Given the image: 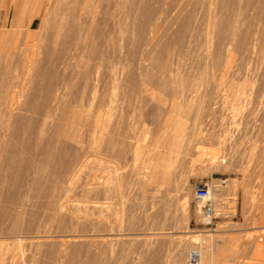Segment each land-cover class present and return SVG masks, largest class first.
<instances>
[{"label":"rangeland","instance_id":"rangeland-1","mask_svg":"<svg viewBox=\"0 0 264 264\" xmlns=\"http://www.w3.org/2000/svg\"><path fill=\"white\" fill-rule=\"evenodd\" d=\"M22 1L0 0V18L2 9L6 16L4 26L0 28V38L2 39L0 42V65L2 67L6 56L15 48L16 58H21L20 49H18L22 47L20 33L14 34L13 32L17 30L23 32L30 27L27 26L28 21L14 27L17 4ZM59 1L61 0H29L28 14L38 16L30 27L31 30L33 29L32 31L39 28L45 13L50 11L56 13V9H60L59 5L57 6ZM135 1L126 0L128 6L124 17V20L126 19L124 28L127 34L125 52L129 53V56L127 53L125 54L127 60L124 59L126 61L122 64L123 66L118 65L117 69L106 79V76L101 78L103 80L99 85L102 84V86H98L96 91L92 90L93 92L89 90L84 100V112L100 116L99 118L95 117V120L93 118V122H97L99 129L93 140L91 139L93 145L91 142L88 145L87 150L90 151L85 150L81 158V166L76 171H69L65 175L66 177L64 176L63 180L65 181L62 180V188L57 193L54 205L57 208L53 210L57 214L53 213L48 225L50 227L46 233L51 236L47 240L49 244L54 245V251L48 253L43 246L39 248L35 244V240L27 235L24 237L23 234H19L14 236V239H6L2 235V239L0 238V264L9 262V264H84L88 263L89 258L95 255L102 264H192L189 256L195 249H198L199 252L196 264H202L204 249L209 250L211 257L203 264H264V58L235 53L229 64L227 61L225 62V65H228L227 71L220 73L219 70L215 68L216 71L213 68L214 63L219 60L217 59L219 57L216 56L219 48L217 45L218 35H220L222 21L228 14V10L234 8L231 11L233 17L230 16L239 22L237 28L260 29L262 26L260 22L257 21L251 25L249 21L255 19L261 0H235V3L232 0H147L148 6H151L153 10V15L150 21L145 26L143 25V29L140 24L141 21L143 24V20L140 19L143 16L140 15L142 12L135 8L136 5H132ZM182 1L185 4L189 3L183 6ZM128 3L132 6H129ZM115 23L114 17L108 23L112 46L116 44ZM155 23L157 30L154 27ZM197 24L201 28H198ZM130 35L131 37H128ZM156 41L161 43L160 46H153ZM17 45H19L18 48L15 47ZM131 50L132 52H130ZM133 52L137 56L133 54L134 57ZM142 52H148L147 59L145 53ZM135 60H137L136 63ZM211 61L213 64L210 63ZM172 64L173 66H171ZM163 66L173 71L164 70L166 71L164 74L161 68ZM174 68H177L179 74ZM167 73L171 75V78L175 76L176 80L183 78L184 85L186 86L188 82L189 85L192 84L191 87L188 88V84L187 88L180 87V92L177 88L178 92L177 90L175 92L179 96L175 93L172 94L174 90L168 91L172 90L171 82L164 78ZM212 73L216 79L220 78V80L217 81ZM104 79L106 83L103 82ZM211 81L216 82L212 84ZM105 86L107 89L104 88ZM126 94L133 95H129L131 98L129 99ZM180 105L185 107L182 108ZM186 107L189 110H184ZM56 117L48 119V127L50 131L61 127L66 129L62 134L66 140H70L80 133L79 130H84L83 126L79 125L77 120L72 117L71 119L64 118L62 121ZM57 123H60V126ZM56 125L59 128L56 129ZM114 125H121L122 128L124 127L123 134H128L125 137L126 140L123 139V134L122 138L120 137V140L123 141L121 142L122 146L125 142V146L122 148L127 151V153L123 151L126 162L121 158L124 155L118 156L121 158L120 161L125 162L124 165L121 163L122 161H118L119 158H115L117 155L113 156L115 151L110 150L106 154L103 153V149H106L107 143H109L107 140L112 135L108 130ZM184 126L186 129L188 128V132L190 131L189 134L191 132L196 134L183 139L180 133ZM62 128L58 130L59 133L63 132H60ZM179 143H183V146L180 147ZM177 144L178 147H176ZM149 145L151 146L149 147ZM118 165L125 167L123 171V166H120L119 173L122 172L126 175V172H132L130 173L132 175H126L131 177L130 186L126 188L127 191L125 190L123 194L108 192V196H106V192L100 196L88 192L89 189L86 188H89L88 182L92 176L95 179L93 181L97 182L96 186L99 189L103 188L106 185L103 182L114 175L115 167ZM126 165L128 166L126 167ZM140 169L144 174L149 173L150 177L154 178L152 183L145 187H140V184L136 183V173ZM98 171L103 174H99ZM26 172H20L22 178L19 177L20 183L18 182V186L16 185V196L23 195L24 197V194L29 196L33 191L28 192L31 184L29 181L27 182L29 189H26L25 180L27 177H29L27 180H30L32 176L28 175L31 172L28 174ZM150 173H154L153 176ZM50 177L53 179L56 175L53 172L48 173V179ZM144 177L142 182L151 181L150 177ZM133 178L134 180H132ZM21 179H24V182ZM220 180H224L226 183L216 196L217 217L212 224H208L202 216V209L198 205L199 200L195 197V189L199 183L208 181L218 184ZM102 183L104 185H101ZM107 185L112 186L113 181L107 182ZM93 186L95 187L94 184L91 187ZM17 189H21L20 193ZM144 194H147L146 198L149 195L146 200L147 204L144 202L146 199ZM28 196L24 197L29 206L23 204L26 211L24 220L22 219L23 224L28 222L29 214L38 217V213L42 209L41 205L38 210L36 206L34 209V201ZM44 196L42 197L47 200ZM42 197L39 200L46 202ZM28 199L29 201H27ZM42 201L39 203L42 204ZM12 204H16L13 208L11 206L12 210L17 208L16 200ZM136 207L139 208L136 210ZM39 208L41 209L39 210ZM97 210L100 211V214ZM134 210L138 212L135 211V213ZM148 210L151 212L149 213ZM109 214L110 216H107ZM83 221H85L84 223L87 221V224L90 225L98 222L96 224L98 230L92 226V229L89 228L88 234L92 238L91 242L90 238L78 237L75 239L76 243L74 241L72 245L67 243L69 232L65 230L60 232L62 229L58 227L62 224L61 222L67 227L68 224L75 226ZM3 222L5 220H2V225ZM84 223L81 226L87 225H83ZM95 224L93 226H96ZM101 225L104 229L99 230ZM92 230L98 234H94ZM65 234L67 235L65 236ZM112 234L115 236L118 234L120 239L112 237ZM98 235L101 237V241H99ZM97 238H99L98 241ZM81 239H87L84 240L83 245L80 244ZM97 244L100 245L98 248ZM154 255L156 256L154 257ZM53 256L55 257L53 258Z\"/></svg>","mask_w":264,"mask_h":264},{"label":"bare ground","instance_id":"bare-ground-1","mask_svg":"<svg viewBox=\"0 0 264 264\" xmlns=\"http://www.w3.org/2000/svg\"><path fill=\"white\" fill-rule=\"evenodd\" d=\"M138 1L136 0L135 2L132 3V5L133 6L136 5L135 8H138V10H141V12H142V14H140V15H143V16L140 19L143 20V24H142V21L140 22V24H141L142 29H143V27L150 21V18L153 15V10H152L151 6L150 7L148 6L147 3H149V2H147V0L146 1L140 0L139 2ZM232 1L234 3L236 2L235 0H232ZM25 2H26L25 3L26 6L24 5V10H23L21 18H22V21L27 19L29 22V20L32 19L34 17V15L30 16L28 14L29 13V6H28L29 0H26ZM187 3H189V2H187ZM187 3L185 4V2H183V6H184V4L187 5ZM58 5H59L60 9H56V11H57L56 13L50 11V12L44 14L42 22L40 23V26L38 29H36V31H32L33 29L31 30L30 29L31 26L29 27V25H28L29 28L25 29V31H23V32H20L21 30H17V31L13 32L14 34L20 33L19 37H20L21 42H22V47H19V45L15 46V47H17V48L19 47L18 49H20L21 58L20 59L16 58L17 51L15 48L13 52L10 51L11 53H9L6 56V61L4 63V66L2 67V65H0L1 66L0 67V238L2 235H4L5 236L4 238H6V239L7 238H13L14 236H18L19 234H23L24 237H25V235H27L28 237L32 238V240L33 239L35 240V244L37 246H39V248L43 246L44 249H47L48 253H52L54 251V248H53L54 245L49 244V241L47 239H49L51 236L47 235L46 233L48 231V227H50V226H48L50 219L52 218V215L55 212L53 210L55 208H57V207H54V205H55L57 193L61 190L62 185H63L62 180L64 179V176L66 174H68L69 171L70 172L76 171L77 168L81 166V163H80L81 158L83 157L85 150L88 152L90 151V150H87L88 145L91 143L93 145V142L91 141V139L93 140L95 134H97L98 129H99L97 122L96 121L93 122V118L95 120L97 118V116H98V118L100 116L99 115L93 116L90 113H85L84 112V109H85L84 100H85L89 90L91 92L97 90L98 86H100L99 83L100 82L102 83L103 79L101 80V78L106 76L105 77V79H106L108 75H110L115 69H117L118 65L124 64L125 61L127 60L126 57L129 56V53L125 52V43H126V39H127V34H126V31L124 28V24H125L124 21L126 22V19L124 20V17H125V13H126V7L128 6L126 0H66V1L61 0L57 3V6ZM132 5L129 4V6H132ZM229 7L231 8L232 6H229ZM180 9H182V8H180ZM233 9L234 8L232 7V10ZM232 10L229 9L228 14H226L224 16V19L222 21V27H221V30L219 31L220 35H218L219 36V42L217 45H219V48L218 47L217 48H218L219 54L217 53L216 56L219 57V58H217L219 60L216 59L217 63L216 62L214 63L215 65L213 68L214 69L216 68L217 70H219L220 73H222L223 71L224 72L227 71L228 65H225V62L227 61V63L229 64L230 59L234 56L235 53H243L248 57H250V56L252 57L253 55H256L258 58H264V0H261L259 3L258 13H257L255 19L252 21L251 20L249 21V23L251 25H253L257 21L260 22L262 24L260 29H253L251 27L242 28V29L237 28V25L239 22L235 21L236 18H235V20L233 18H231V16H232L231 11ZM113 17L116 19V23H115L116 24V32H115L116 44L112 46L111 42H110L112 39V36L110 35V33L108 31V23H109L110 19ZM20 25H22V24H20ZM183 25H184V23H183ZM156 26L157 25L155 23L154 27L157 30ZM197 27H198V24H197ZM198 28H201V27H198ZM140 32H144V31H140ZM199 32H200V30H199ZM160 34H161V32H160ZM154 36H156V35H154ZM128 37H131V35ZM158 38L160 39V37H158ZM154 39L156 40L155 37H154ZM1 41H2V39L0 38V42ZM159 41H156L155 43H157V42L159 43ZM129 42H130V40H129ZM146 43H148V42H146ZM155 43L153 46H156V45L160 46V44H161V43H159V44L158 43L155 44ZM156 47H154V48H156ZM132 50H133V48H132ZM132 50L130 52H132ZM153 50H155V49H153ZM148 52H150V51L148 50ZM126 53L128 55L125 57ZM142 53H145V52H142ZM147 53L144 54L145 58H146ZM151 53H149V54H151ZM190 53L192 54L191 51H190ZM133 54L136 55L135 52H133L132 55ZM148 56H147V58H148ZM124 59H126V60L124 61ZM134 59H136V58H134ZM136 61L137 60H135V63H136ZM135 63H134V65H136ZM210 63H212V61ZM171 66H173V64ZM190 67H191V65H190ZM161 68L163 69L164 74L166 73V71H164V70H167V72L168 71L170 72L172 70V69L169 70V68H167L166 66H163ZM177 68H174V70H176ZM214 69H213V71H214ZM176 71H174V72L176 73ZM181 71L183 72V69ZM208 71H209V69H208ZM175 73H174V75H175ZM177 73L179 74L178 71H177ZM168 75H169V73H167V75H165V76L168 77ZM161 76H163V75H161ZM170 76L171 75H169V77ZM212 76H213V73H212ZM166 77H164L165 80L167 79V80H170V82H171L170 88L172 90H168V91L172 92L174 90V92H172V94L175 93L177 96H179L175 91L177 90V88L179 89L180 87L185 86L184 85L185 82L182 81L184 79L180 78L179 80H176L175 76H174V78H171V77L166 78ZM217 77H219V76H217ZM161 79H162V77H161ZM215 79H216V76H215ZM214 80H212V81H214ZM216 80L218 81V80H220V78L219 79L217 78ZM208 81H209V78H208ZM103 82L106 83V80ZM166 82H168V81H166ZM215 82L214 83L212 82V84H215ZM187 84H188V88H189V86L191 87V85H192L191 83L189 85V83L187 82L186 86H187ZM101 86H102V84H101ZM164 86H166V85L164 84ZM210 86H211V83H210ZM211 87H213V86H211ZM104 88L107 89L106 86ZM177 92H178V90H177ZM179 92H180V89H179ZM74 94H75V96H74ZM126 95H128V94H126ZM126 95H125V97H127ZM129 95L127 98L131 99L129 97ZM132 95L133 94H131L130 96H132ZM134 95L136 96V94H134ZM180 98H181V96H180ZM102 100H103V97H102ZM90 102L92 103V100ZM101 104H102V101H101ZM180 106H182V108L185 107L183 105H180ZM188 107H189V105H188ZM186 108L184 110H189L188 108L187 109ZM211 114H212V112H211ZM211 114H210V116H211ZM54 116L55 117L57 116L56 118L61 119L59 121H62L64 118H67V117H68V119H71V117H72L75 120H77L79 125L83 126L84 130H82V131L79 130L80 133H77L75 136L70 138V140H66L62 136V134L65 133L64 130H66V129H63L61 127L62 130H60V132L61 131H63V132H61V133L58 132V130L61 128H59L57 125L60 126V123H57V125L55 126L56 129L57 128H59V129L50 131L47 121L49 118H51V117L53 118ZM185 127L186 126L183 127V129L180 133V135L183 137V139H187V137H192L196 134V133L194 134V132H191L189 134L190 131L188 132V130H187L188 128L186 129ZM193 130H195V129H193ZM108 131L112 135L107 140V142L109 141V143H107L108 144L107 148L103 149V153L105 152L104 154H106V152L113 150V151H115V155H113V156L117 155V157H115V158H119L118 156H122L125 153H127L126 149L122 148L123 146H125V142L122 146L121 142H123V141L120 140V137L124 135L123 134L124 133V127L122 128L121 125H119V126L114 125V126H111ZM125 134H126V132H125ZM126 136H128V134L124 135L123 139H125ZM95 139H96V137H95ZM189 141H190V139H189ZM182 144L183 143L180 144V147L183 146ZM184 144H186V143H184ZM150 146L151 145H149V147ZM97 147H99V146H97ZM176 147H178V144ZM179 151H180V148H179ZM86 154H88V153L86 152ZM89 155L91 157V153ZM113 156H112V158H113ZM121 158H123V160L125 159L124 161L126 162L125 155ZM121 158H119L118 161H120ZM123 160H121L122 162L121 161L120 162L124 165L125 162L123 163ZM120 162H119V164H120ZM114 164H115V162H114ZM83 166H85V165H83ZM120 166L121 165H118V167H115V173H114V175H111V178L106 179L105 182L101 181L104 184L106 183V185L104 187L102 186L103 188H100L101 190L99 189V187L96 186L97 182L93 181V180H95V179H93V176L92 177L90 176L91 179L88 182L89 188L88 187L86 188V189H89L88 192L93 193V195L96 194L95 196H97V195L100 196V195H102L103 192L104 193L106 192V196L109 195V194H107L108 192L123 194L124 191L126 190V188L130 186L131 177H129V176L132 175V174H130L132 172L128 171L129 172L128 173L125 170L126 175L129 174V176L127 177L124 173H122V172L119 173V170H121V168L119 169ZM127 166L128 165H126V167ZM96 168H97V166H96ZM122 168H123L122 170L124 171L125 167L123 166ZM98 169L100 170V168H98ZM23 171H27L26 174H28V172L29 173L31 172L30 174H28L29 176L32 175L30 180H27L29 178V177H27V179H26L27 181L25 180V182L27 183L29 181L31 183V184L29 183L30 184V186H29L30 191H28V192L30 193L31 190H33L32 193L29 194V196L24 194V197L28 196L29 198H31L34 201L33 202L34 209H35V206H36L37 210H38V207H40V205L42 207V209L39 208V210L41 209V211L38 213L39 214L38 217L35 215L31 216V214H29V216H28L29 220L26 224H23L24 222L22 223V219L26 215V211L23 208V204L24 203L26 204V200H24L23 195H21V196L17 195L16 196L17 192L15 190L17 183L20 181L19 180V177L21 176L20 172H23ZM151 171H152V169H151ZM51 172H53L56 175V177L53 179H52V177H50L48 179V173H51ZM98 172H99V174L101 173L100 171H98ZM152 172H154V171H152ZM111 173H113V172H111ZM74 174H75V172H74ZM101 174H103V172ZM150 174L152 175L154 173H150ZM144 176H147L148 178L150 177L149 173L144 174L142 172V169H140L136 173V183L140 184V187H145L147 184L149 185L154 180V178L152 179V177H150L151 181L142 182V178ZM97 177H99V175H97ZM20 178H22V177H20ZM100 179H103V178H100ZM21 180L24 182V179H21ZM98 180H99V178H98ZM132 180H134V178ZM42 181L44 182V184ZM63 181H65V180H63ZM111 181H113V185L112 186L107 185V182L111 183ZM220 182H218V184ZM26 183H24V184L26 185ZM103 183L101 185H104ZM93 184L95 185V187L94 186L91 187ZM153 184H154V182H153ZM218 184L211 183L212 192L214 194L215 199H217L216 198L217 193L219 192L221 187H223V186H219ZM25 185H24V187H25ZM27 186H28V183H27L26 187ZM29 187H27L26 189H29ZM142 189H144V188H142ZM20 190H18L19 193H20ZM22 192H24V191H22ZM145 195H147V194H144V196ZM42 196H44L47 200H45ZM95 196H93V197H95ZM41 197L46 202H43L41 200L43 203L42 204L39 203V202H41L39 200V199H41ZM103 198H104V196H103ZM115 198H116V195H115ZM140 198H141V196H140ZM145 198H146V196H145ZM147 198H149V195ZM147 198L145 199L144 202H146ZM14 200H16L17 208H14L12 210L11 206H12V208L14 206H16V204L15 205L12 204L14 202ZM23 201H25V202H23ZM27 201H29V199ZM144 202H142V203H144ZM146 204H147V202H146ZM26 205H28V204H26ZM91 205H94V204H91ZM136 205H137V203H136ZM141 205H143V204H141ZM198 205L202 209L203 202L199 200ZM139 207H136V210ZM134 208H131V209L133 210ZM150 209H151V207H150ZM136 210H134V212ZM144 210H146V209H144ZM216 210H217V206H216ZM32 211H33V209H32ZM97 211H99V210H97ZM139 211H141V210L139 209ZM93 212H91V213H93ZM136 212H138V211H136ZM148 212L150 213L151 211L148 210ZM156 212H157V210H156ZM141 213H139V214H141ZM55 214H57V213H54V215ZM86 214L88 215V213H86ZM99 214H100V211H99ZM104 214H105V211H104ZM107 216H110V214ZM111 216H112V214H111ZM153 217H154V215H153ZM135 218H136V216H135ZM155 218H157V217L155 216ZM2 220H5V222H3V225H2ZM204 220L208 224H212V222H213V221H209L208 219H204ZM61 221H63V220H61ZM64 221H65V219H64ZM84 222L85 221L81 222V224L80 223H77V224H79V226H81L82 223H84ZM109 222H110V220H109ZM125 222H126V219H125ZM61 223L62 224H60V226L58 227L59 229H62V231L60 230V232H63V230L69 232L68 235L65 234V236L67 235V237H68L66 242L70 243L72 245L74 242L76 243L75 239L78 237H87V239H89L90 238L89 237L90 234H88L89 228L92 229V227H96V229H97L96 224L98 222L96 224L93 223L96 226H93V224L90 225L88 223L90 225L89 226L87 224V221H86V223H84L83 225H86V224L87 225L81 226L82 228L81 227L79 228V226H77V224H75V226H69V224H68L69 228L71 227L70 229L67 228L68 226L67 227L64 226L63 222H61ZM138 224H140V223H138ZM98 227H99V225H98ZM104 227H106V226H104ZM101 228H103L102 225L100 226L99 230ZM124 228H126V227H124ZM79 229H82V230H79ZM112 229H113V227H112ZM129 229H130V227H129ZM78 231H81V232L78 233ZM83 231H84V233H82ZM68 232H66V233H68ZM92 232H93V230H92ZM93 233L98 234L97 232L96 233L93 232ZM105 233H107V232H105ZM102 234H104V233L102 232ZM27 236H26V238H27ZM113 236L119 238L118 234L116 236L112 234V237ZM119 236H121V235H119ZM67 237H65V238H67ZM94 237L95 236H93V238ZM97 237H100V236L98 235ZM109 237L111 238V236H109ZM117 238H116V240H118ZM91 239L92 238H90V242H91ZM98 239L99 238H97V241H98ZM81 240H82V242L80 241L81 242L80 244L83 245V242L85 239L84 240L81 239ZM93 241H94V239H93ZM99 241H101V237H100ZM111 242H112V240H111ZM77 243H79V242H77ZM99 243L101 244V242H99ZM124 243H126V242H124ZM92 244H94V242H92ZM81 245H79V246H81ZM56 246H57V244H56ZM74 246H75V244H74ZM96 246L98 248L100 245L98 246V244H97ZM202 253H203V257H202L201 262L203 264V263H206V260L208 258H210L211 255L209 254L208 249H204ZM193 255L196 256L195 261H193L191 258ZM155 256L156 255H154V257ZM49 257H51V256H49ZM54 257L55 256H53V258ZM61 257H62V255H61ZM150 257H152V256H150ZM189 258H190L189 260L192 264H196V262L199 258L198 249H195L194 251H192ZM89 259H90V261L88 263H86L84 261L85 262L84 264H102L100 259L97 258L96 255L93 256L92 258L90 257ZM56 262H58V261H56ZM12 263H13V261H12Z\"/></svg>","mask_w":264,"mask_h":264},{"label":"built area","instance_id":"built-area-1","mask_svg":"<svg viewBox=\"0 0 264 264\" xmlns=\"http://www.w3.org/2000/svg\"><path fill=\"white\" fill-rule=\"evenodd\" d=\"M221 182L218 184L219 186H223L225 184L224 180H220ZM195 197L203 202L202 207V216L204 219H208L209 221H214L217 217L216 210V199L212 192V187L210 182H202L197 184L195 189ZM192 260L195 261L196 256L193 255Z\"/></svg>","mask_w":264,"mask_h":264},{"label":"crops","instance_id":"crops-1","mask_svg":"<svg viewBox=\"0 0 264 264\" xmlns=\"http://www.w3.org/2000/svg\"><path fill=\"white\" fill-rule=\"evenodd\" d=\"M26 0H23L22 3H18L17 4V9H16V14H15V17H14V27H17L18 25L20 24H24L25 22H27L28 20L26 19V21H22V13H23V10H24V5H25V2ZM1 6V4H0ZM21 14V15H20ZM38 16L35 15L32 19L29 20L27 26H32V24L34 23V20L37 18ZM6 21V16L4 15V10L2 9V15H1V18H0V28L4 26V23ZM33 21V22H32ZM31 24V25H30Z\"/></svg>","mask_w":264,"mask_h":264}]
</instances>
